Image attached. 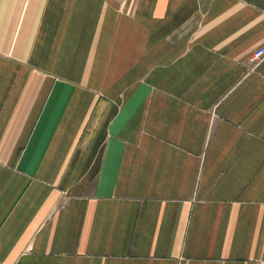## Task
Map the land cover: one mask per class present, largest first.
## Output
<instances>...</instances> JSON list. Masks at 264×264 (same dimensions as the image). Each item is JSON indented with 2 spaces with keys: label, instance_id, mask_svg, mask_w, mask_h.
<instances>
[{
  "label": "crops",
  "instance_id": "obj_1",
  "mask_svg": "<svg viewBox=\"0 0 264 264\" xmlns=\"http://www.w3.org/2000/svg\"><path fill=\"white\" fill-rule=\"evenodd\" d=\"M264 0H0V264H264Z\"/></svg>",
  "mask_w": 264,
  "mask_h": 264
},
{
  "label": "built area",
  "instance_id": "obj_2",
  "mask_svg": "<svg viewBox=\"0 0 264 264\" xmlns=\"http://www.w3.org/2000/svg\"><path fill=\"white\" fill-rule=\"evenodd\" d=\"M263 57H264V47L258 48L257 50H255L253 54L251 55L249 61L252 62L253 64H256L259 61H261Z\"/></svg>",
  "mask_w": 264,
  "mask_h": 264
}]
</instances>
